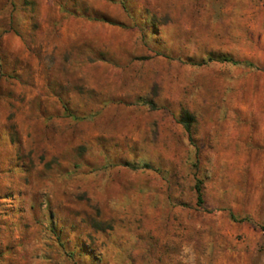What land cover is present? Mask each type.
Masks as SVG:
<instances>
[{"label":"rangeland","instance_id":"rangeland-1","mask_svg":"<svg viewBox=\"0 0 264 264\" xmlns=\"http://www.w3.org/2000/svg\"><path fill=\"white\" fill-rule=\"evenodd\" d=\"M0 264H264V0H0Z\"/></svg>","mask_w":264,"mask_h":264},{"label":"trees","instance_id":"trees-1","mask_svg":"<svg viewBox=\"0 0 264 264\" xmlns=\"http://www.w3.org/2000/svg\"><path fill=\"white\" fill-rule=\"evenodd\" d=\"M213 59H210L209 62H213ZM208 62V63H209ZM217 62L219 63H223V64H232L235 66L238 65H245L248 67H253L252 64H250L249 62H239V61H235L232 58H228V57H221L217 60ZM180 123L182 124V126L184 127L185 131L190 135V137L192 138V134H193V125L195 123V118L192 114H190L188 111H183L181 114V121ZM197 193H198V203L200 205H202L203 203V195H202V190L200 188V186L198 185L197 188Z\"/></svg>","mask_w":264,"mask_h":264}]
</instances>
